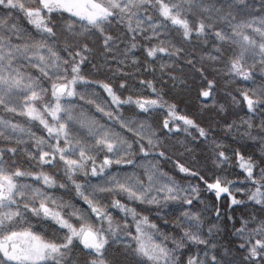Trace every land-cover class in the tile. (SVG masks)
<instances>
[{
    "label": "snow or ice",
    "instance_id": "1",
    "mask_svg": "<svg viewBox=\"0 0 264 264\" xmlns=\"http://www.w3.org/2000/svg\"><path fill=\"white\" fill-rule=\"evenodd\" d=\"M0 264H264V0H0Z\"/></svg>",
    "mask_w": 264,
    "mask_h": 264
},
{
    "label": "trees",
    "instance_id": "2",
    "mask_svg": "<svg viewBox=\"0 0 264 264\" xmlns=\"http://www.w3.org/2000/svg\"><path fill=\"white\" fill-rule=\"evenodd\" d=\"M199 66V65H198ZM185 72L186 73H188L189 75L191 74L190 73V70L189 69H185ZM149 78H151V77H149ZM197 80H198V77H197ZM188 83H189V85H191V79L188 81ZM222 88H223V86H222ZM129 93H125V95H128ZM195 96H196V92H195V90H193L192 91V95H191V104H192V106L193 107H196V106H199V105H201V104H208L209 106H211V101H206V100H204L203 98L201 99V100H196L195 99ZM181 109H183L184 108V105L183 104H181ZM192 109H190V111H191ZM206 116L208 115L207 113L205 114ZM183 136V133H181V135H180V137H176V139H179V138H181ZM172 153H170V155H171ZM173 159H175V156H173ZM168 167H171V165H168Z\"/></svg>",
    "mask_w": 264,
    "mask_h": 264
}]
</instances>
